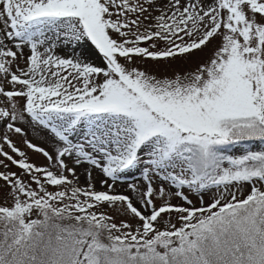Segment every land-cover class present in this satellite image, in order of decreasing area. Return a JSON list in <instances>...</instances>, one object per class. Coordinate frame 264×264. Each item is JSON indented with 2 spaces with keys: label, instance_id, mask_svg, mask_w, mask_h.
<instances>
[{
  "label": "snow or ice",
  "instance_id": "6c2138e0",
  "mask_svg": "<svg viewBox=\"0 0 264 264\" xmlns=\"http://www.w3.org/2000/svg\"><path fill=\"white\" fill-rule=\"evenodd\" d=\"M0 157V264H264V0H0Z\"/></svg>",
  "mask_w": 264,
  "mask_h": 264
},
{
  "label": "rangeland",
  "instance_id": "374dc122",
  "mask_svg": "<svg viewBox=\"0 0 264 264\" xmlns=\"http://www.w3.org/2000/svg\"><path fill=\"white\" fill-rule=\"evenodd\" d=\"M92 60L94 63L100 64L101 61L99 58L97 57H92ZM22 127H24L22 125ZM25 131L28 133L27 135V139L31 140L32 143L37 144L41 147H44L46 150L51 151V147L49 144L45 143L42 139H40L36 134H34L30 129H28L27 127H25ZM12 140L13 142L17 145V147H19L22 151H25L28 155V157L30 158V160L37 164V165H44L47 163L46 159L38 153H35L34 151L30 150L27 148L26 144L24 143L25 137L24 136H20V135H13L12 136ZM6 151H8L7 148H5ZM0 159H2V157H0ZM69 165L71 166V160L68 161ZM3 169H0V171H2ZM11 171H15L18 172L19 169L16 168L15 166L10 167ZM77 175L80 177V182L81 184L86 183V176L84 174V169L78 168L77 169ZM139 176V173L136 174V177ZM136 177L133 176H127L124 178V182L123 183H118L116 185V191L124 193L126 195H133L130 191L127 190V185L128 183L132 182L134 179H136ZM93 181L97 184V187L100 188V184L99 181L102 179V176L100 175L99 172L94 171L93 172V176H92ZM4 188L3 185L0 184V192H3ZM190 198L193 199L194 203L196 202V197L194 194H189ZM173 203H179V201H173ZM137 207H139V205H137Z\"/></svg>",
  "mask_w": 264,
  "mask_h": 264
}]
</instances>
